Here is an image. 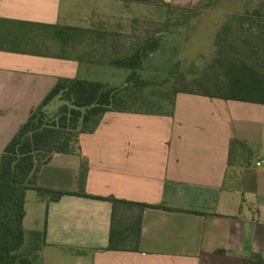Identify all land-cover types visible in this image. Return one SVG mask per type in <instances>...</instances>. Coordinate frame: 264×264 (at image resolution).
<instances>
[{"label": "crops", "instance_id": "obj_1", "mask_svg": "<svg viewBox=\"0 0 264 264\" xmlns=\"http://www.w3.org/2000/svg\"><path fill=\"white\" fill-rule=\"evenodd\" d=\"M163 2L194 9L207 0ZM121 3L147 6L0 0V21L12 22L0 23V157L59 78L101 82L102 69L114 67L108 62L129 28L112 11ZM90 4L104 8L102 18L86 17ZM49 26L77 31L61 43ZM37 184L81 194L28 205L27 191L22 224L40 231L45 219L44 245L76 256V264L264 261V104L178 93L171 115L107 112L93 133L79 136L75 153L54 154L40 167ZM95 198L123 203L112 220L113 205ZM111 224L116 250H107Z\"/></svg>", "mask_w": 264, "mask_h": 264}, {"label": "trees", "instance_id": "obj_2", "mask_svg": "<svg viewBox=\"0 0 264 264\" xmlns=\"http://www.w3.org/2000/svg\"><path fill=\"white\" fill-rule=\"evenodd\" d=\"M138 1L166 5L163 0ZM203 4L194 9H176L193 13ZM0 23L12 22L2 20ZM48 28L61 43H67L72 32L77 31L72 27ZM166 33L168 30H158L155 37H163ZM94 35L96 40L107 38L103 32H94ZM214 46L217 50L213 63L219 64L221 74L211 71L190 82L192 88L197 86L198 89L178 88V84L188 83L187 77L179 73L171 88L165 90L161 88L169 84L168 79L158 82L141 77L144 64L155 55L157 40H146L125 55L119 52L110 58L109 65L130 72L121 86L69 78H59L55 82L5 145L0 157V264H34L39 234H33L26 252L20 251L24 244L22 224L26 192L35 191L39 198L48 202H56L65 195H81L40 187L37 174L54 154L75 153L79 136L93 133L107 112L171 115L178 93L264 104V1L252 13L229 17L218 31ZM50 104L56 106L52 112L46 109ZM95 199L113 205L112 220L115 206L123 203L113 198ZM117 242L111 224L107 250H116ZM245 264H264V261L254 255L245 260Z\"/></svg>", "mask_w": 264, "mask_h": 264}, {"label": "rangeland", "instance_id": "obj_3", "mask_svg": "<svg viewBox=\"0 0 264 264\" xmlns=\"http://www.w3.org/2000/svg\"><path fill=\"white\" fill-rule=\"evenodd\" d=\"M262 1L264 0H207L193 13L158 4L141 6L139 3H121L112 6V11L121 15V19H117V22H126L129 26L127 31L119 35V40L121 39L124 44V47L120 48V55H125L137 44L146 40H157L158 48L155 55L144 64L141 77L158 82L168 79L169 84L161 88L165 90L164 88H171L169 86L174 84L175 75L179 73L187 77L188 83H180L178 88H192L190 82L208 75L211 71L221 74L219 64L213 63L217 50L214 45L218 31L225 25L227 19L246 12L252 13ZM89 7L86 12L87 18H102L104 8L91 4ZM107 21L104 17L101 20L102 23ZM158 30H168V33L157 38L155 35ZM90 37L94 38L95 35L92 34ZM129 73L126 69L108 67L102 69L97 79L104 84L117 87L124 83ZM154 77L156 79H153ZM195 88L198 89L197 86H193L192 89ZM55 107V104H50L46 109L52 112ZM37 198L35 191H29L28 205L34 203ZM30 227L35 226H25L24 244L20 251L26 252L33 234L38 233L39 249L33 258L34 264H76L74 260L76 256L62 255L44 245L45 219L40 231L31 232Z\"/></svg>", "mask_w": 264, "mask_h": 264}, {"label": "built area", "instance_id": "obj_4", "mask_svg": "<svg viewBox=\"0 0 264 264\" xmlns=\"http://www.w3.org/2000/svg\"><path fill=\"white\" fill-rule=\"evenodd\" d=\"M261 165V163L259 162V163H257V166H260Z\"/></svg>", "mask_w": 264, "mask_h": 264}]
</instances>
